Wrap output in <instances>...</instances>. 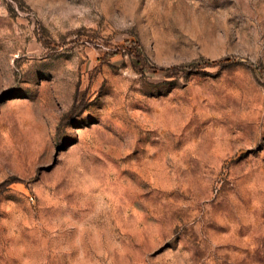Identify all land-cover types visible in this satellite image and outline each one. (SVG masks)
<instances>
[{"label":"rangeland","instance_id":"374dc122","mask_svg":"<svg viewBox=\"0 0 264 264\" xmlns=\"http://www.w3.org/2000/svg\"><path fill=\"white\" fill-rule=\"evenodd\" d=\"M0 264H264V0H0Z\"/></svg>","mask_w":264,"mask_h":264},{"label":"trees","instance_id":"16d2710c","mask_svg":"<svg viewBox=\"0 0 264 264\" xmlns=\"http://www.w3.org/2000/svg\"><path fill=\"white\" fill-rule=\"evenodd\" d=\"M130 54L133 58H135L137 60V62L139 64H144V61H143V58H142V54L139 50V45L137 43H134L133 47L130 49ZM228 60H225L223 62H211V63H207L208 66H213V67H216V66H221V65H224V64H228L227 62ZM193 67H183L181 68V70H184V71H187V70H191Z\"/></svg>","mask_w":264,"mask_h":264}]
</instances>
